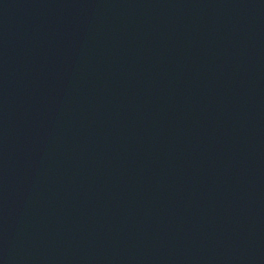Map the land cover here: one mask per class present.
Segmentation results:
<instances>
[{"label": "water", "instance_id": "water-1", "mask_svg": "<svg viewBox=\"0 0 264 264\" xmlns=\"http://www.w3.org/2000/svg\"><path fill=\"white\" fill-rule=\"evenodd\" d=\"M0 264H264V0H0Z\"/></svg>", "mask_w": 264, "mask_h": 264}]
</instances>
